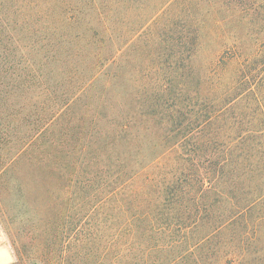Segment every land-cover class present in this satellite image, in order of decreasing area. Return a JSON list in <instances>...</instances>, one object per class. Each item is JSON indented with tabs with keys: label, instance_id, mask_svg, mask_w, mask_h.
Masks as SVG:
<instances>
[{
	"label": "trees",
	"instance_id": "trees-1",
	"mask_svg": "<svg viewBox=\"0 0 264 264\" xmlns=\"http://www.w3.org/2000/svg\"><path fill=\"white\" fill-rule=\"evenodd\" d=\"M0 131L61 264H264V0H0Z\"/></svg>",
	"mask_w": 264,
	"mask_h": 264
},
{
	"label": "rangeland",
	"instance_id": "rangeland-1",
	"mask_svg": "<svg viewBox=\"0 0 264 264\" xmlns=\"http://www.w3.org/2000/svg\"><path fill=\"white\" fill-rule=\"evenodd\" d=\"M1 135L14 136L11 131H0ZM28 214L20 211L11 218L0 211V257L5 264H61L64 259L60 252L70 249L71 231H66L64 236L60 231H26L35 218ZM9 255L15 257L11 262Z\"/></svg>",
	"mask_w": 264,
	"mask_h": 264
},
{
	"label": "clouds",
	"instance_id": "clouds-1",
	"mask_svg": "<svg viewBox=\"0 0 264 264\" xmlns=\"http://www.w3.org/2000/svg\"><path fill=\"white\" fill-rule=\"evenodd\" d=\"M5 254H6V253H5ZM14 259H15L14 256H12V255H9V256H8V260H9V262L13 261ZM0 264H5V261L2 260V259H0Z\"/></svg>",
	"mask_w": 264,
	"mask_h": 264
},
{
	"label": "bare ground",
	"instance_id": "bare-ground-1",
	"mask_svg": "<svg viewBox=\"0 0 264 264\" xmlns=\"http://www.w3.org/2000/svg\"><path fill=\"white\" fill-rule=\"evenodd\" d=\"M1 255V254H0ZM3 255V254H2ZM5 256V255H4ZM2 259V257H0Z\"/></svg>",
	"mask_w": 264,
	"mask_h": 264
}]
</instances>
